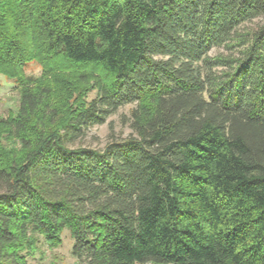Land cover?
<instances>
[{
	"label": "trees",
	"instance_id": "trees-1",
	"mask_svg": "<svg viewBox=\"0 0 264 264\" xmlns=\"http://www.w3.org/2000/svg\"><path fill=\"white\" fill-rule=\"evenodd\" d=\"M0 75V264H264V0H0Z\"/></svg>",
	"mask_w": 264,
	"mask_h": 264
},
{
	"label": "rangeland",
	"instance_id": "rangeland-1",
	"mask_svg": "<svg viewBox=\"0 0 264 264\" xmlns=\"http://www.w3.org/2000/svg\"><path fill=\"white\" fill-rule=\"evenodd\" d=\"M210 55L226 53L222 47L210 50ZM42 72L41 66L35 62L28 64L25 69L26 75L38 76ZM93 96L90 94L89 98ZM18 88L14 83L0 75V116H6L9 111L15 110L18 106ZM133 104H127L120 107L115 113L110 115L103 124L94 125L85 130V134L76 139L75 145L88 146L91 148L101 149L114 137H126L131 133L129 126L130 111ZM61 244L49 247L44 242L37 245L36 251L28 258L29 264H76L75 259L70 253L72 240L67 231L62 235ZM134 264H151V263H134Z\"/></svg>",
	"mask_w": 264,
	"mask_h": 264
}]
</instances>
